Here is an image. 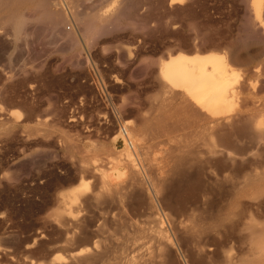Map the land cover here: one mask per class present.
Masks as SVG:
<instances>
[{
  "label": "rangeland",
  "instance_id": "374dc122",
  "mask_svg": "<svg viewBox=\"0 0 264 264\" xmlns=\"http://www.w3.org/2000/svg\"><path fill=\"white\" fill-rule=\"evenodd\" d=\"M64 1H60L64 19L57 31L49 30L45 23H35L33 27H24L20 36L14 37L13 29L0 19V264H29L27 262L47 264L52 256L57 255L56 259H61L66 254L63 245L59 242L53 253H47L49 245L54 243L53 241H59L63 234L62 228L59 230L60 227L54 219L55 212L67 202V190L71 194L83 188L84 191H92V194L97 192L99 186L101 187L98 181L88 183V188L85 186L89 178L79 177L80 173L74 157L78 154L74 150L82 148L84 153L87 152V156L82 154L85 158L94 156L98 159L96 163L107 164V167L102 164L107 169L118 159L113 138L119 134V130L123 132L122 127L126 126L127 136H130V140L138 142L132 141L137 143L139 149L134 160L137 158L135 162L142 163L144 174L150 177L148 179H152L154 175L148 174L147 165L149 167L162 165L163 159H168L169 148L174 145L173 149L177 148V144V149H186L190 144L197 142L199 147L204 148L203 141L206 142L204 139L208 138L205 143L207 145L210 141L207 133L211 124L209 119L198 120L200 124L197 119L194 121L193 117H188L186 113L181 114L180 98L167 91L161 79L163 65L174 55L202 57L213 54L223 57L227 67H232L230 75H233V79H230L228 85V94L232 97V103L226 112L223 111L219 115L218 112L213 111L209 115L222 117L230 114H241L240 116L264 114L261 113L264 111V73H262L264 64H258V62L264 63V30L250 12L248 0H174L170 6H167L164 0H93V5L83 8L75 4L72 7L68 0ZM117 5L122 7V12H118L120 7ZM77 9L79 14H74ZM92 11L101 14L98 20L103 14L105 15L95 25L93 23L83 25L80 16ZM115 11L122 13L123 16L118 14L113 17L115 19H111L112 17L109 19V15L117 14ZM260 12L263 26L264 0L261 1ZM165 18L167 21L164 20ZM254 21L256 23L253 26ZM69 35L73 37L69 38ZM247 43L248 45H245ZM260 65L262 66L259 67ZM258 69L263 70L259 73ZM235 95L244 101L240 98L235 100ZM206 126L209 128L207 129ZM263 150L264 146L261 148L262 152L256 151L254 155L257 154V158L255 157L252 164L237 162L226 170L223 168L224 164L220 165L219 162L214 172L220 169L221 175H216L218 178L216 181L208 179L204 172H201L199 177L195 176L192 169H188L191 177L188 175L186 181H175L172 186L170 185L171 190L167 189V193L164 191L162 203L153 190H148L147 200L150 199L154 212L158 211L161 214V209L167 211L166 214L170 217L172 215V218L181 220V225L191 224L198 229L200 225L213 223L217 217H225V223H229L230 226L234 223L232 227L236 226L235 229L238 227L242 229L248 225L247 229L245 227L242 229L246 236L245 232L250 227L257 234L261 230L262 234L264 231ZM165 153L167 156L163 155ZM165 161L164 159V163ZM223 173L227 174L226 178H222ZM260 173L263 176H259ZM141 174L143 178L146 177ZM87 192L81 194L87 195ZM97 203V206H94L95 202H88L86 206L75 204L73 205L75 208L72 209L80 212V217H84L81 219L85 223L88 219V224L93 228L98 223L96 220L98 211L111 214L113 210L117 214H124L125 219L135 221L140 229L153 225L150 215L153 213L152 209H147V212L137 211L135 214L126 207L123 208L124 206L116 207L114 203L107 202L102 205ZM46 215L49 216V220ZM228 217L233 220L229 218L232 223L227 221ZM162 220L172 242V257L175 260L173 264L177 262L206 264L207 261V264H221L219 256L223 252L219 251L220 247H222L221 251H224V247L227 250L231 248L228 253L233 255L243 251L242 256L245 261L243 259L242 264H259V262L264 264L258 260V254L251 256L250 247L248 253V244L225 243L226 246L216 247L213 246L214 244L210 246L211 242L197 235L194 241H188L187 237L173 239L172 227L167 225L170 224L169 219L162 217ZM103 226L104 232L93 239L110 237L114 242H120L125 237V232L119 226L110 223ZM146 240L148 241L145 232L141 234L137 231L129 232L127 245L134 250L128 255L125 253L119 255L115 264H133L128 258L136 255L138 251L141 252L138 246ZM195 241L200 245L197 246L198 243ZM201 244L211 248L208 251ZM194 246H197V250L191 249L195 248ZM199 247L204 248L202 255ZM195 254L197 256L199 254L202 260L197 259ZM215 255L218 256V260Z\"/></svg>",
  "mask_w": 264,
  "mask_h": 264
},
{
  "label": "bare ground",
  "instance_id": "6f19581e",
  "mask_svg": "<svg viewBox=\"0 0 264 264\" xmlns=\"http://www.w3.org/2000/svg\"><path fill=\"white\" fill-rule=\"evenodd\" d=\"M60 1L61 0H0V19H2V22L4 21L13 29L14 33L12 32V35H14V37H15V35L18 36L20 34V32L24 29V27H29V26L33 27V25H35V23H45L46 24L45 26H48L47 28H50L49 30L52 31L54 29L53 31H57L59 26H61V22H63V19H64V16H63L64 13H62L63 7L61 8L62 5H61ZM62 1H64V0H62ZM65 1L67 2V0H65ZM68 1L72 4V7H74V4H75L77 6H82V8L93 3V0H68ZM123 1H125V0H123ZM164 1L167 4V6L172 5L174 2V0H164ZM261 1L262 0H248V6H249L250 12L253 14L255 19L258 20V21H256V22H258L257 24H259L264 30V25L263 26L261 25L262 24L261 23L262 17L260 18L261 15L259 14V13H261L260 12ZM118 7H120V6H118ZM118 7H116V8L118 9ZM126 7L127 6H125V8ZM121 8L122 7L119 8L120 10L118 9V12L121 11ZM162 8H164V7H162ZM117 9H115V10H117ZM115 12L117 13V11H115ZM76 13L79 14L78 9L74 14H76ZM190 13L191 12H189V14ZM88 14H90V15H88ZM88 14H86V15H88L86 17V15L84 16L81 13V15L83 17L80 16L79 19L83 25H86V24L88 25L90 23H93V25H95L105 15V14H103L102 17L98 20V18L101 16L100 13L92 11L91 13H88ZM118 14L119 13H117V14L114 13V15H112V16L108 14L110 16L108 18L110 19L112 17L111 19H115L113 17H115ZM121 14L122 13H120L119 15H121ZM121 16H123V15H121ZM105 17H107V15ZM245 19H246V17H245ZM164 20H166V18ZM251 20H253V19H251ZM256 22L255 21L253 22V26H254V23H256ZM78 23L80 24L79 20H78ZM247 23H248V21H247ZM251 23H252V21H251ZM109 24H111V23H109ZM42 25H44V24H42ZM90 26L92 27V25H90ZM194 31H196V30H194ZM248 35H249V33H248ZM71 36L69 35V38H71ZM242 41H243V39H242ZM245 45H248V43ZM198 50H200V49H198ZM230 55L231 54H229V56ZM248 55H250V53ZM251 59H252V57H251ZM227 62H229V60ZM238 62H240V61H238ZM258 64H264V63L258 62ZM236 65L238 66V64H236ZM261 66L262 65H260L259 67H261ZM230 69H232V67L231 68H230V66L227 67V63L225 62L223 57L213 55V54H207V55H204L202 57H198V56H194V55L189 56L186 54H178V55H174L172 58L167 60V62L163 65L162 71H161V77H162L161 79L164 81L165 87L167 88V91H170L172 94L176 95L177 98L178 97L180 98V102L182 104L181 109H180L181 110L180 113L181 114H182V112L184 114L186 113L188 117L189 116L193 117L194 121L197 119L196 120L197 122H199L198 120H200V119H202V120L209 119V123H211L209 125L210 130L207 131L206 128L205 127L204 128H205V131H207V133H208L210 141L206 145L205 143L208 141L207 140L208 138L204 139V140H206V142L203 141V143L205 145L204 148H201V146L199 147V145L197 144L198 142L195 144H192V145L190 144L189 145L190 147L188 146L186 149H182V148L177 149L178 148L177 144H176L177 148H174L175 150L173 149V147L175 145L173 147L170 146L171 149L170 148L168 149L169 152L166 149V153L168 152L167 153L168 159L164 158L166 160L165 163L166 162H169V163H166V165H164L165 163H164V159H163L162 165H164V166L159 165L160 168L156 167L157 165L155 167H152V165H151V167H149V165H147L148 171L147 170L146 171L148 172L149 175L150 174L154 175V178L148 179L150 177H147L144 174L145 172L142 168L143 167L142 163L139 161H137L138 163L135 162V160L137 158L134 160V156H136V154L139 153V149L137 147L138 142L133 140V139L130 140L131 139V138H129L130 136H127L128 131L125 128L126 126L122 127V129H124L123 132L119 130V134L113 138L114 144H115L114 146L116 147V149H114V150L115 151L117 150L116 154H118L117 155L118 159L116 157L117 160L115 162H112V165L109 166L107 169L105 167H103V165H105V164H103L102 162L96 163L98 159H95L94 156H90L91 155L90 152H89L90 155L88 154L90 156V158H87V157L85 158L83 155L87 156V152L84 153L82 148L80 149L82 151H80L79 149L74 150V152L76 151V154H78L74 157L76 158L77 167H78V170L80 173L79 177L81 179L89 178V179H87L89 181L85 182V186L88 188V185L90 183H94V182L98 181V184L101 185L102 188L99 186L101 188V190L98 187L97 192H94V189H95L94 188L93 189L94 193H92V194H91L92 191L87 192V191H84L85 189L83 190V188L79 189V190H81L80 192L78 190L77 192H72L71 194H69V190H67V193L69 194V195L67 194V196H68L67 202L63 203L64 205L62 204L63 206H61L57 211L54 209L56 212L54 215L55 218L53 217L56 220V222L58 223L57 226L59 225L58 227H60L59 230H61V228H62V230H61V231H63L62 237H61V239H59V241H56V242L53 241L54 243H51V245H49L48 251L46 250L47 253L49 252L48 254L53 253L54 250L56 249L57 245H58V242H59V243H61L60 245H63L62 247L65 249L66 254L64 253L65 255L62 256L61 259H56L57 255L54 257L52 256L51 257L52 259L49 260L50 262L48 261L49 263L47 262V264H115L116 259L119 257V255H121L122 253H125L128 255L129 253H131L132 250H134V248H131L129 245H127L128 234H129V232H133V231L140 232V234L145 232V236L148 238V241L146 240V241L142 242L141 244H139L138 249L141 250V252L138 251L136 255H132L130 258H128V260H130L131 263H133V264H173V261H175L173 259L174 257H172L173 246H172V242L170 240V235H168L167 230H166L165 226L163 225L162 217H163V219H166V217L169 219L170 224L167 223V225H169V226L171 225V227H172V236L173 237L172 236L171 237L173 239H174V237H178V238L180 237L181 239H186L185 237H187L188 241H192L193 239L195 240V236L197 235V236H200L201 239L203 238V239H205V241L207 240L208 242H211L210 246L213 244H214L213 246L216 245V247L222 246V245L226 246L225 243H228L229 245H230V243H237L238 245H242V244L247 245L248 244V253H250V251H251V253H250L251 256H255V254H258V256H257L258 260L262 261L261 263H264L263 262L264 261V231H262V234H261V232H260L261 230H260L259 233L257 234V232L256 231L253 232L254 230H251L253 228L250 227L245 232V233H247V236H246V234H244V231H242V229L244 227L246 228L248 225L244 226L242 229H240L239 227H238L239 229L238 228L235 229L236 226L232 227L234 223H232L233 220L230 217L227 218V221L231 222L232 226H230L229 223H225V221H226L225 217H223V218L217 217V220L214 221L213 223L207 224L206 226L200 225V227L198 229H195L196 226H194V225L191 226V224H189V226L181 225L182 224L180 222L181 220L179 221L175 218H172L173 217L172 215L170 217V215L166 214L167 211L164 212L161 209V211H162L161 214L158 213V211L154 212L153 209L151 208L152 203H151V201H149L150 199L147 200L148 199L147 194L149 192L148 190H153V191H156L157 194L156 193L155 194L157 195V199H159L161 202L162 201L161 199L164 198V193L166 192V190L170 189L169 188L170 185L172 186V184L175 181H177V182H179V181L183 182L182 180L186 181V178L189 175L188 169H190V170L192 169L193 174L195 176L199 177V174L201 172H204V174H206V176H208V179L211 178V179H215V181H216V179L218 180L216 175L221 173L220 169H218L217 171L214 172V170L217 169L216 166L219 164V162H220V165L224 164L223 168L226 170H227V167L234 166L237 164V162L238 163L244 162V163H251L252 164L255 157L257 156V154L254 155L256 153V151L258 153V151H261V148H263V146H264V114L256 115V116H240L241 115L240 112H239L240 115H238V114H235L237 111L236 112L234 111L235 113H233V114H235V115H231L229 112L230 115L224 116L222 114L223 116L219 117V115L221 113H223V111L226 112V110L229 109V107L232 103V97L230 94H228V91H229L228 85L230 83V79H233V75L232 76L230 75V71H231ZM263 69H260V70L258 69L260 71L259 73H261V70H263ZM262 73H264V71ZM234 80H232V82H235ZM237 81H238V78H237ZM235 85H237V84H235ZM245 87H247V86H245ZM233 93L235 94V92H233ZM233 97H234V95H233ZM235 98L234 99L237 100V98H240V97L236 96ZM241 99L242 98H240V100ZM240 102H242V101H240ZM236 103L237 102H235V104ZM232 108H233V106H232ZM213 111L215 113L218 112V114H219L218 117L216 115H215L216 117L214 115H209ZM263 112L264 111H262L261 113H263ZM207 114L209 116H207ZM226 114H228V113H226ZM192 122H193V120H192ZM172 124L174 125V123H172ZM124 125H126V124L124 123ZM185 127H186V125H185ZM209 127H207V129ZM173 128H175V127H173ZM159 135H160V132H159ZM193 135H196V134H193ZM152 136H153V134H152ZM180 137L183 138L182 136H180ZM132 141H135L137 143L132 142ZM176 142H177V140H176ZM177 143H179V142H177ZM193 143H194V140H193ZM143 149H145V148H143ZM84 151H85V149H84ZM140 151H142V150H140ZM166 153L163 155H166ZM72 157H70V158H72ZM99 157H101V156H99ZM257 160L258 159H256V162H257ZM110 161H111V159H110ZM261 163H263V162H261ZM143 164H145V163H143ZM105 166L107 167V164ZM140 169L142 170V172H140ZM159 169H161V172H159L160 174L158 173ZM224 169H223V171H224ZM141 173H143L147 177V179H146V177L143 178L142 177L143 175ZM156 173H158V174H156ZM219 175H221V174H219ZM260 175H262V174L260 173L259 176ZM247 176H249V175L247 174ZM189 177H191V175H189ZM226 177H227V174L225 175L223 173L222 178H226ZM241 177L242 176H240V178ZM250 177H251V175H250ZM255 180H256V178H255ZM197 183H198V181H197ZM96 185H97V183H96ZM214 185H217V184H214ZM261 185L259 187H261ZM93 186H95V184H93ZM219 186H221V185H219ZM207 189L209 190L210 188H207ZM70 191H71V189H70ZM100 191H102V192L100 193ZM81 192H83V193L87 192V195L81 194ZM169 193H171V192H169ZM158 194H159V196H158ZM167 196H168V194H167ZM255 197H256V195H255ZM165 199H167V198H165ZM88 202H95L96 203V205L92 204V206L93 205L97 206L98 205L97 202H99V204L101 203V205H102V203L107 204V202H108V204L114 203L116 205V207L120 208V207L124 206L123 208L126 207L128 210L133 211L134 213L137 211L140 212V211H146L147 209H150V210L152 209L151 211L153 213L150 215L152 216L153 225L149 228L140 229L134 223L135 221L132 222L130 220L125 219L124 214H117L114 212V210H113V213H111V211H110L111 214H109V212L107 214L106 211L104 212V211H102L103 210L102 209L101 210L102 213L100 211H98L99 214L96 215V220L98 221L97 225H95L94 228L90 227V224H88L89 222H87L89 220L86 218L87 219V221H86L87 224H86L85 221H83V219H81L83 216L80 217L81 216L80 212L78 210H76V212H75L72 209V207H74L73 205H75V204H78V205L84 204L86 206V203H88ZM164 203L166 204V202H164ZM84 205H82V206H84ZM85 206H84V209H85ZM106 206L108 207V205H106ZM260 206H261V204H260ZM90 207H88V208H90ZM104 210H106V209H104ZM107 210H108V208H107ZM155 210H156V208H155ZM52 212L53 211H51V213ZM118 212H119V210H118ZM83 213L84 212H82V214ZM91 213H89V215ZM93 214H94L93 216L95 217V213H93ZM169 214H171V213L169 212ZM161 215H162V217H161ZM46 217H47V215H46ZM229 218L232 221L229 220ZM48 220H49V218H48ZM107 223L113 224V226L117 225L121 228V230L123 232H125L124 233L125 237L122 238V241L114 242L113 238H110V237H104V239L102 238L99 240L93 239L99 233L104 232V230H103L104 226L103 225L107 224ZM227 224L230 227H228ZM193 226H194V228H193ZM249 229L251 231H249ZM168 230L171 231L170 229H168ZM183 236H184V238H182ZM48 237H50V236H48ZM190 238H191V240H190ZM198 238H197V240H198ZM32 242H34V241H32ZM175 242H176V240H175ZM175 242H174V244H175ZM201 242L202 241H200V243ZM147 243H149V245H147ZM191 243H193V242H191ZM191 243H189V244H191ZM196 243H198V244H196L197 246L200 245L199 242H196ZM79 244H81V245L78 246ZM189 244H188V246H189ZM202 246H205V245H202ZM192 247H193V245H192ZM196 247L191 248V249H196ZM206 247H207V245L205 246V248ZM249 247H250V251H249ZM199 248H201L200 253L202 255V251H204V248L203 247H199ZM210 248L211 247L206 248V249L209 251ZM212 248H214L216 250L215 247H212ZM221 248L222 247H220V249ZM227 248H229V247H227ZM220 249H219V251L221 253L223 252L222 255H221V253H219L221 255V256H219L220 257L219 262L221 264H242L243 259L245 261V258H243V256H242V255H244V254H242V253H244L243 251H242V253L239 252V254L237 253L236 255L234 253V255H233V254L228 253V251L230 252L231 248L229 250H227L224 247L223 250L224 251L227 250L226 253H224V251H221ZM42 250H44V249H42ZM173 251H175V249ZM193 252H194V250H193ZM193 252H192V254H194ZM195 256L197 257V259H200V261L202 260L199 254H198V256L195 254ZM208 256L211 257L210 254ZM251 256H248V257L252 258ZM203 257L204 256H202V258ZM205 257H206V255H205ZM215 257H216V255H215ZM206 259H205V262H206ZM213 259H214V257L212 258V260ZM246 259L248 260L249 258H246ZM208 260H209V258H208ZM217 260H218V258H217ZM258 260H255V261H258ZM211 262H214V261H211ZM27 263L31 264L32 262L31 263L27 262ZM207 263H208V261H207ZM209 263H210V260H209ZM44 264H46V263L44 262ZM177 264H178V262H177ZM255 264H257V263H255ZM259 264H260V262H259Z\"/></svg>",
  "mask_w": 264,
  "mask_h": 264
}]
</instances>
